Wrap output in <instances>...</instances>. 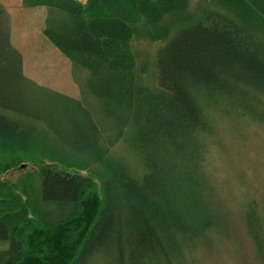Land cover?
I'll list each match as a JSON object with an SVG mask.
<instances>
[{"label":"trees","instance_id":"1","mask_svg":"<svg viewBox=\"0 0 264 264\" xmlns=\"http://www.w3.org/2000/svg\"><path fill=\"white\" fill-rule=\"evenodd\" d=\"M21 4L47 8L79 98L24 75L0 4V264H177L215 232L208 154L264 126V0Z\"/></svg>","mask_w":264,"mask_h":264},{"label":"rangeland","instance_id":"2","mask_svg":"<svg viewBox=\"0 0 264 264\" xmlns=\"http://www.w3.org/2000/svg\"><path fill=\"white\" fill-rule=\"evenodd\" d=\"M199 1L190 0V7ZM0 4L9 15L10 42L21 54L24 75L36 84L79 98L68 58L43 33L47 8L25 7L21 0H0ZM132 45L139 56H148L157 43L137 39ZM226 130L208 154L206 167H210L206 200L216 221L215 232L188 248L177 264H257L245 228L253 226L256 209L262 211L264 222V126L249 123L237 136L232 129ZM23 171L9 172L6 177L15 180Z\"/></svg>","mask_w":264,"mask_h":264}]
</instances>
